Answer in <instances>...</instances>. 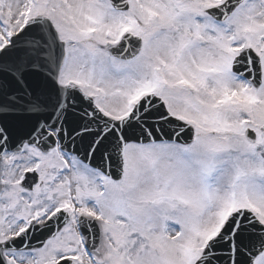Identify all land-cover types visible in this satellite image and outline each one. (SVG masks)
I'll return each mask as SVG.
<instances>
[{
	"label": "snow or ice",
	"instance_id": "obj_1",
	"mask_svg": "<svg viewBox=\"0 0 264 264\" xmlns=\"http://www.w3.org/2000/svg\"><path fill=\"white\" fill-rule=\"evenodd\" d=\"M0 264H264V0H0Z\"/></svg>",
	"mask_w": 264,
	"mask_h": 264
}]
</instances>
